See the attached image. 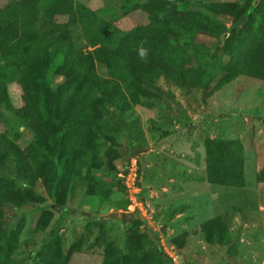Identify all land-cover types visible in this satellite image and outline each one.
Masks as SVG:
<instances>
[{
	"label": "trees",
	"instance_id": "1",
	"mask_svg": "<svg viewBox=\"0 0 264 264\" xmlns=\"http://www.w3.org/2000/svg\"><path fill=\"white\" fill-rule=\"evenodd\" d=\"M185 1L108 0L98 9L77 0H8L1 5L0 264H14L16 243L3 208L45 206L36 184L59 204L62 187L70 182L85 183L88 200L124 192L113 162L126 163V151L103 125L113 112L119 111L116 127L121 129L125 112L146 98L175 119L179 104L173 89L195 101L200 95L204 102L238 78L264 82V0H206L199 4L202 11L183 10ZM136 13L143 21L121 25ZM76 26L80 47L72 38ZM140 46L149 50L145 60L138 58ZM12 83L20 87L19 110L10 103ZM204 153L207 183L245 186L238 140L206 139ZM256 181L264 183V168ZM128 205L127 200L110 205L124 211L125 252L110 249L97 264H170L157 234L125 213ZM42 218L40 231L51 215L45 212ZM171 243L182 248L184 236ZM70 260L62 257L57 264Z\"/></svg>",
	"mask_w": 264,
	"mask_h": 264
},
{
	"label": "rangeland",
	"instance_id": "2",
	"mask_svg": "<svg viewBox=\"0 0 264 264\" xmlns=\"http://www.w3.org/2000/svg\"><path fill=\"white\" fill-rule=\"evenodd\" d=\"M77 1L92 9L108 2ZM6 2L0 0V7ZM200 2L206 0H186L182 8L202 11ZM129 19L143 21L136 13L124 17L121 25ZM72 38L76 46L83 45L78 26L72 29ZM96 70L106 76L100 65ZM172 91L179 104L174 108L175 119L160 104L140 98L125 112V125L120 124L125 127H116L119 111L103 124L126 151L127 162L115 160L113 165L117 179L128 168L129 180L125 178L124 183L130 189L124 186V192L117 190L104 201L88 200L85 183H65L59 204L48 199L38 183L35 191L46 198L45 206L19 211L3 208L6 227L16 239L14 264H57L67 256L70 264H97L110 249L125 252L127 224L120 220L124 211L110 208L112 203L124 200L129 201L125 213L157 234L163 252L175 257L170 264H264V183L256 181V174L264 168V82L238 78L204 102L200 95L195 101ZM9 98L15 109L22 107L17 83L10 85ZM212 138L241 143L243 188L207 183L204 140ZM100 157L105 163L103 154ZM131 184L139 189L137 194L132 192ZM132 204L134 208L128 209ZM45 212L51 218L40 231L38 225L43 223ZM211 219L222 223L217 225ZM209 223L211 227L205 232L204 226ZM219 230L221 234H217ZM182 236V248L172 245V239Z\"/></svg>",
	"mask_w": 264,
	"mask_h": 264
},
{
	"label": "built area",
	"instance_id": "3",
	"mask_svg": "<svg viewBox=\"0 0 264 264\" xmlns=\"http://www.w3.org/2000/svg\"><path fill=\"white\" fill-rule=\"evenodd\" d=\"M134 165V164H133ZM134 167H135V165H134ZM129 175H130V171L128 170V168H127V170H125V171H123V172H121L120 174H118L117 176H118V178H120V179H122V184H125L124 182L126 181V179L127 180H129L128 179V177H129ZM136 171H135V173H133V177L136 179ZM126 178V179H125ZM124 179H125V181H124ZM125 187H127L128 189H130V186H128V185H124ZM131 187H132V192L134 193V194H137L139 191V189L137 188V187H135L134 186V184H131ZM134 202V201H133ZM130 208H134V205L132 204L131 206H129V208L128 209H130ZM130 214V213H129ZM167 255L169 256V258H170V260L172 261V262H175V257H173V255H171V254H168L167 253Z\"/></svg>",
	"mask_w": 264,
	"mask_h": 264
},
{
	"label": "clouds",
	"instance_id": "4",
	"mask_svg": "<svg viewBox=\"0 0 264 264\" xmlns=\"http://www.w3.org/2000/svg\"><path fill=\"white\" fill-rule=\"evenodd\" d=\"M148 51L149 50L143 46L138 47V49H137L138 58L140 60H145L146 57L148 56Z\"/></svg>",
	"mask_w": 264,
	"mask_h": 264
}]
</instances>
